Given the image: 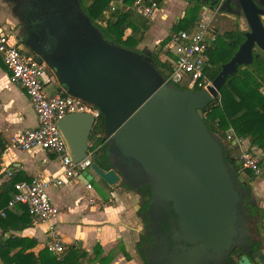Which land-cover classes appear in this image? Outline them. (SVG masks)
Returning <instances> with one entry per match:
<instances>
[{"label":"water","instance_id":"1","mask_svg":"<svg viewBox=\"0 0 264 264\" xmlns=\"http://www.w3.org/2000/svg\"><path fill=\"white\" fill-rule=\"evenodd\" d=\"M185 1H196L214 17L220 12L242 14L250 29L209 91L166 83L150 52L107 41L79 0H68L64 11L53 12L45 22L49 36L54 29L59 33L50 53L35 32L25 48H19L48 67L68 95L99 110L104 118L102 155L107 150L108 168L93 162L82 174L83 183L93 181V171L111 188L126 192L130 187L133 197L149 185L148 208L171 204L178 223L171 264H263V251L255 247L256 219L244 209L245 198L255 196L238 187L246 184L244 177L234 158H227L222 140L206 125L205 114L217 104L228 78L259 57L256 48L264 52V0ZM96 123L89 113L69 114L60 121L75 163L87 157ZM146 216L153 222L151 209ZM235 250L239 251L233 257Z\"/></svg>","mask_w":264,"mask_h":264},{"label":"crops","instance_id":"2","mask_svg":"<svg viewBox=\"0 0 264 264\" xmlns=\"http://www.w3.org/2000/svg\"><path fill=\"white\" fill-rule=\"evenodd\" d=\"M84 1L88 2V0ZM170 1L165 9L167 0H164L154 18L147 20L148 28L143 33L140 31L137 35V39H142L138 48H144L151 54L160 53L161 60H164L166 55L165 46L162 45L163 41L171 34L176 33L174 27L185 17L189 8L195 5L200 7L198 22H208L214 19V16L203 10L202 5L196 1ZM83 6L82 4V8ZM170 20L171 22L166 24ZM13 22L11 4L7 0H0V30L12 33ZM224 23L225 21H221V27L224 26ZM155 29H161L162 36L157 39L149 38V34ZM213 29L216 36L219 29L215 27ZM132 33L131 29L127 30L125 38ZM46 88L49 94H56L60 91L67 93L48 67H46ZM37 127L38 118L28 96L20 85L11 81L0 56V138L5 144L0 163V187L13 177L22 181H30L34 177L40 176L45 178L64 176L63 166L56 155L43 150L22 152L12 149L6 152V147L15 134ZM9 172L12 173V176L8 175ZM83 181L82 176H79L78 179L67 180V183L62 187L50 188L51 199L60 210L59 215L50 223L36 224L33 220H29L27 226L16 230L12 226L17 225L16 223L22 219L24 207L18 206L15 210H8L13 215L12 221L9 223L11 225L7 231L0 229V239L17 237L34 243L31 246L32 242H28L26 248L19 246L13 249L11 256L26 249L25 254L33 253L38 258L41 253L47 250L45 245L48 241V228L54 224L65 246L66 253H69V248L72 246L79 251L80 264H135L134 261L126 259L125 253H131L134 248L136 254V243L139 240L141 226L137 225L136 229L129 222H120L124 218L123 210H114L110 204L111 199L116 198L117 193L114 191L116 187L111 188L103 182L98 186V193L93 186L90 191L87 190ZM252 189L259 202V207L264 210V201H260L264 200V180L261 182L256 180ZM80 199L85 208L77 207ZM258 238L261 241V249L264 254V230H262V237ZM99 248L102 250L101 254H99ZM116 252L118 255L111 259L110 256ZM47 256L45 264H52V257L56 256L50 252H47ZM0 264H5L1 256Z\"/></svg>","mask_w":264,"mask_h":264},{"label":"built area","instance_id":"3","mask_svg":"<svg viewBox=\"0 0 264 264\" xmlns=\"http://www.w3.org/2000/svg\"><path fill=\"white\" fill-rule=\"evenodd\" d=\"M119 4L123 5L126 11L146 20H152L161 8L155 0H135L130 5H124L119 1ZM211 23V20L202 22L193 31H179L169 36V41L164 47L165 59L162 60L171 69L166 83L184 86L190 90L196 88L197 91H209L213 87V80L207 73L209 50L216 42ZM12 36L11 32L0 30V56L11 81L20 85L28 96L38 118V127L15 134L7 145L6 152L12 149L22 152L43 150L56 155L63 166L64 176L50 178L40 176L15 184V193L6 210L0 211V215L5 217L8 210L24 206L34 223H50L60 213L51 199L50 188L62 187L67 180L78 179L84 172H88L105 145L103 133L97 135L96 139L89 141L87 157L75 163L59 129V123L67 115L75 113L92 114L98 123L101 113L67 93L49 94L46 88V66L25 56ZM227 139L240 151L237 162L238 172L249 173L255 177L263 176L264 150L250 148L246 141L235 139L233 134L228 135ZM90 174L93 176V181L98 177L93 171ZM8 175L12 176V173L9 172ZM92 182L86 185L89 191L92 189ZM45 247L62 260L65 246L54 224L48 228V241Z\"/></svg>","mask_w":264,"mask_h":264},{"label":"trees","instance_id":"4","mask_svg":"<svg viewBox=\"0 0 264 264\" xmlns=\"http://www.w3.org/2000/svg\"><path fill=\"white\" fill-rule=\"evenodd\" d=\"M130 5L135 0H81L83 9L92 23L102 32L105 39L111 43L119 45L130 50H137L142 39H137V35L148 28V21L136 14L126 11L123 5ZM162 6L164 0H155ZM115 4V5H114ZM200 7L195 5L188 9L185 17L174 27L175 32L193 31L200 22H198ZM131 29L132 34L125 38L126 31ZM169 41L166 38L162 45L165 46ZM245 41V31L237 29L223 34L217 33L216 42L209 50V65L207 73L214 81L222 70V66L233 58L240 45ZM259 55L252 65L246 69L239 68V72L228 78L220 91V100L210 108L205 114V123L209 129L214 132L222 141H227L229 130H233L239 139L249 141L250 148L264 150V52L255 53ZM152 62L156 69L168 79L171 69L167 63L162 62L160 53H152ZM183 90L187 87L178 86ZM197 91V89H194ZM59 93L66 94L60 91ZM103 116L101 115L98 123L95 125L91 139H96L97 135L104 131ZM234 149V147H233ZM5 150V144L0 138V163L1 156ZM231 156V155H230ZM102 158V150L94 159ZM231 158H234L231 156ZM234 165H237V159L234 158ZM249 175V173H246ZM252 176V175H251ZM254 177V176H252ZM22 182L17 178L11 180L0 187V211L6 210L9 201L15 193V184ZM24 207V206H23ZM253 218L256 219L255 225L258 233L264 230V210L259 206L252 207ZM22 219L12 226L13 229H22L29 224L31 216L26 207L23 209ZM10 212L7 211L5 217L0 215V229L7 231L12 221ZM32 242L27 239L10 237L9 239H0V256L5 264H45L42 254L37 258L33 253L25 254L26 249L11 256L12 250ZM34 245L32 242L31 246ZM46 252H49L46 250ZM79 251L74 247L69 248V253L64 252L62 260L52 257V264H80ZM96 252V251H95ZM102 250L99 248V254ZM72 255V256H71Z\"/></svg>","mask_w":264,"mask_h":264},{"label":"flooded vegetation","instance_id":"5","mask_svg":"<svg viewBox=\"0 0 264 264\" xmlns=\"http://www.w3.org/2000/svg\"><path fill=\"white\" fill-rule=\"evenodd\" d=\"M11 4V13L13 16V32L16 38L20 41L19 47L25 48V43L31 38L32 34L38 33L43 38L45 46V52L50 53V46L53 44L55 38L59 35L56 29L53 30V35L49 36L44 30L46 28L45 22L50 18L53 12L64 11L68 7V0H7ZM74 3L76 0H69ZM81 8L82 3L81 0ZM84 8V7H83ZM82 8V9H83ZM226 149V148H225ZM102 155V158L96 160L101 166L108 168V154L107 150ZM227 158H231L230 153L226 149ZM240 174V173H239ZM250 177V174L248 175ZM245 180V178H244ZM245 183H239L238 187L243 190L250 191L251 195H254L251 184L245 180ZM130 187L124 192L117 187V190L126 197L130 210L133 214V219L137 225L141 226L139 240L136 243V254L139 256L140 261L143 264H149L148 261H154V264H171V257L174 255L177 247V243L173 238L174 230L177 228V217L172 210L171 204L167 203L164 207L148 208L150 202L149 185H143L141 190L137 192L136 197L131 196ZM137 198L138 200H136ZM147 203H143V202ZM139 206L138 210L135 208ZM259 206V202L256 197L251 200V196L245 198L244 209L245 213L253 217L252 207ZM148 209H151L153 222L149 221L146 216ZM141 217L139 221L138 218ZM256 227V225H255ZM257 237H259L258 229L256 228ZM255 247H261V241L259 240ZM239 250L232 252L234 257Z\"/></svg>","mask_w":264,"mask_h":264},{"label":"rangeland","instance_id":"6","mask_svg":"<svg viewBox=\"0 0 264 264\" xmlns=\"http://www.w3.org/2000/svg\"><path fill=\"white\" fill-rule=\"evenodd\" d=\"M170 0H167V3H166V6H165V9H167V6L170 4ZM221 21H225V23L223 24L224 26L221 27ZM171 22V20L169 22H167L166 24H169ZM204 22V21H203ZM202 23V22H200ZM263 23H264V19H263ZM211 25L215 28H218L219 29V33L223 34L225 32H228V31H233V30H237V29H240V30H243L245 32H248L250 29H249V26H248V23L247 21L245 20V17L242 16V14L238 15V14H233V13H228V12H223L222 13H219L217 14ZM163 34V31L160 29H155L152 33L149 34V38H159L161 37ZM255 53H263L260 49L256 48L255 50ZM230 134H233L235 136V139L238 138L233 130H229L228 131V134L227 135H230ZM244 141L247 142V144H249V141L248 140H245L243 139ZM223 142V145L224 147L228 150V152L230 153L231 156H233L234 158L237 159V162H238V158L240 156V151L239 149L232 144V141H229V139H227V141H222ZM234 147V149H233ZM238 165V163H237ZM241 176H243L245 178V180H247L251 186L253 185V183L257 180L258 182H261L262 180H264V175L263 176H258L259 179H257V176L255 177H252L250 175V177L241 172L240 173ZM101 184H103V181H101L98 177L94 180L92 186L94 188L95 191L98 192V189ZM116 191V198H113L111 199V206L114 210H123L124 212V218H122V221L120 222H129L130 225L133 227V228H136L137 224L135 223L134 219H133V214H132V211L130 210V205L128 204L127 200H126V197L127 196H124L120 193L119 190H117V187L115 188ZM99 193V192H98ZM260 200V199H259ZM261 202H263L264 200L261 199L260 200ZM262 206V204H261ZM77 207H80V208H85V205H83L81 203V199L78 200V205ZM136 209V208H135ZM137 229V228H136ZM259 237H262V231H260V235ZM133 252V253H132ZM132 253V254H131ZM131 253H125V257L128 261H134L135 264H143V262L140 261V258H137L139 257L137 254H135L134 252V248H132L131 250ZM131 254V255H130ZM118 255V252L114 253L113 255H111L110 257H112L111 259L115 258L116 256ZM42 257H43V261L46 260V258L48 257L47 256V252H44L42 254Z\"/></svg>","mask_w":264,"mask_h":264}]
</instances>
